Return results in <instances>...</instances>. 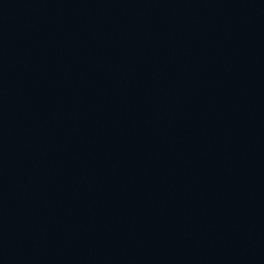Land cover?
Listing matches in <instances>:
<instances>
[{
    "label": "water",
    "instance_id": "water-1",
    "mask_svg": "<svg viewBox=\"0 0 264 264\" xmlns=\"http://www.w3.org/2000/svg\"><path fill=\"white\" fill-rule=\"evenodd\" d=\"M0 264H264V0H0Z\"/></svg>",
    "mask_w": 264,
    "mask_h": 264
}]
</instances>
